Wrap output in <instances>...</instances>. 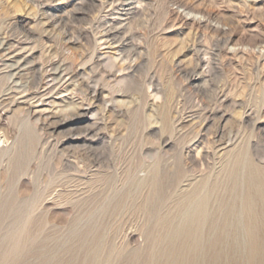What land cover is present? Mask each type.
I'll return each mask as SVG.
<instances>
[{
  "label": "rangeland",
  "instance_id": "rangeland-1",
  "mask_svg": "<svg viewBox=\"0 0 264 264\" xmlns=\"http://www.w3.org/2000/svg\"><path fill=\"white\" fill-rule=\"evenodd\" d=\"M0 114V264H264V0H0Z\"/></svg>",
  "mask_w": 264,
  "mask_h": 264
},
{
  "label": "bare ground",
  "instance_id": "bare-ground-1",
  "mask_svg": "<svg viewBox=\"0 0 264 264\" xmlns=\"http://www.w3.org/2000/svg\"><path fill=\"white\" fill-rule=\"evenodd\" d=\"M191 12V11H190ZM203 16V15H202ZM201 16V17H202ZM207 18V17H206ZM103 38H105L106 40L107 39H109V35H107V34H105L104 36H103ZM67 41V40H66ZM111 41V40H110ZM71 42H66V46L67 45H69ZM109 45H111L112 43L111 42H109L108 43ZM256 55V54H255ZM5 56H7V58L8 59H10L11 60V63L9 64V63H5L6 64V66H8L7 68H9V70H10V72H9V74H8V77H9V79L10 78H13L14 76H16V75H18L19 73H21V69H20V67L22 66V65H20L19 64V62H20V60L19 59H17V57L15 56V54L13 53V52H9V54L8 55H5ZM13 61V62H12ZM51 61V60H50ZM50 61L48 62V64L50 63ZM55 61H51V63H50V65H49V69H47V70H45L42 74H41V81H44L45 83V85L46 84H50V81L52 82V81H55V80H58V79H60L61 78V75L62 74H60V73H62L63 72V70H60V69H58V68H55L54 67V65H55V63H54ZM60 74V75H59ZM51 79V80H50ZM65 79V78H64ZM72 79V78H71ZM48 80H50V81H48ZM41 83V82H40ZM43 84V85H44ZM41 85V84H40ZM44 85V86H45ZM49 91V90H48ZM44 94V93H43ZM51 95V94H50ZM38 97V96H37ZM42 99V98H41ZM28 109V108H27ZM33 114V113H32ZM3 119V115L2 114H0V122H1V120Z\"/></svg>",
  "mask_w": 264,
  "mask_h": 264
}]
</instances>
